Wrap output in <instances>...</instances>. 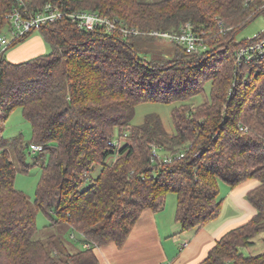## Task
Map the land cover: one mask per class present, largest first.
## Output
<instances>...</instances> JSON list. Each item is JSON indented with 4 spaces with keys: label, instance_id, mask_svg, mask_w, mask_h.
I'll use <instances>...</instances> for the list:
<instances>
[{
    "label": "trees",
    "instance_id": "1",
    "mask_svg": "<svg viewBox=\"0 0 264 264\" xmlns=\"http://www.w3.org/2000/svg\"><path fill=\"white\" fill-rule=\"evenodd\" d=\"M22 1L29 11L53 1L145 31L189 22L210 31L215 46L189 54L170 42L182 55L166 65L143 55L145 42L161 41L155 37L88 31L63 18L37 30L49 52L20 62L0 58V119L21 107L30 144L42 146L26 155L30 144L15 138L5 148L0 124V264H97L94 249L122 245L143 209L161 210L168 193L176 194L179 231L199 229L220 214L218 181L233 187L249 178L258 180L246 193L254 215L217 239L198 264H264V251H240L264 232V58L246 65L253 72L234 73L235 36L264 11V0ZM15 5L0 0V34ZM206 83L210 100L193 108L187 100ZM147 101L176 104L172 132L156 113L131 124L136 106ZM154 147L171 160L154 158ZM16 165L23 172L39 166L34 210L49 217L48 229L77 231L83 249L71 251L52 230L38 234L28 198L14 187Z\"/></svg>",
    "mask_w": 264,
    "mask_h": 264
},
{
    "label": "crops",
    "instance_id": "2",
    "mask_svg": "<svg viewBox=\"0 0 264 264\" xmlns=\"http://www.w3.org/2000/svg\"><path fill=\"white\" fill-rule=\"evenodd\" d=\"M42 36H29L19 42L5 57L11 62L27 60L45 53ZM258 184L249 178L229 186L218 181V194L222 197L219 216L199 229L179 231L169 196L159 211L143 209L132 225L126 239L120 246L114 243L97 247L100 255L97 264H198L208 250L228 230L242 225L255 213L254 207L246 198V193ZM167 205V204H166ZM172 212V215L171 213ZM170 218L168 220V214ZM183 236V238H180Z\"/></svg>",
    "mask_w": 264,
    "mask_h": 264
},
{
    "label": "rangeland",
    "instance_id": "3",
    "mask_svg": "<svg viewBox=\"0 0 264 264\" xmlns=\"http://www.w3.org/2000/svg\"><path fill=\"white\" fill-rule=\"evenodd\" d=\"M142 1H156V0H142ZM263 30H264V11H261L252 20H250L246 25H244L239 30V32L235 36V40L237 42L242 41L243 39L247 37H253L259 34ZM203 33H205L204 37L208 44L207 49H209L210 47H214L215 45L214 46L212 45L213 38L209 36V35H212L210 31H204ZM2 34L5 35L8 38V40H10L11 37H10V34L7 28H5L2 31ZM38 35H39V32L37 30L31 34V36H38ZM43 42L46 46L45 53H47L51 50V47L47 42L44 41V39H43ZM18 44L19 43L9 46L6 49L5 54H9V52L14 47L18 46ZM145 44H147L146 49H149V51L143 55L147 59L152 58V55H153L154 59H158L161 61V63H164L166 65L172 64L173 63L172 60L174 58L180 57V55H182V53L177 51V49L172 44H170V42L168 41L155 40L151 42H145ZM207 55L208 53L205 54L204 57H206ZM215 58L216 57H214V59ZM251 72H253V70ZM236 80L238 82L239 77ZM232 88H233V85L231 83L227 92L235 93L234 90L232 91ZM190 100L192 101L190 105L193 106V108H195L200 103L204 104V102L209 101L210 96H209L208 83H206L203 93L193 96L191 99L187 100V102H189ZM175 105L176 104L172 102L162 103L158 101H147V102L140 103L136 106L135 114L131 121V124H139L143 122L144 116L146 114L156 113L162 120L165 129L169 132H172L174 130V126H173V122L171 118V111ZM0 124L2 127V136L5 141V145H4L5 148L10 149L11 143L15 138H20L23 142V145L28 144L29 146V144L32 142V129H31L29 122L26 121L25 118L23 117L21 107L19 106L14 107V109L10 112L9 116L5 120L0 119ZM24 152L26 155H28V153L31 152V150L29 149V147H24ZM159 155L162 156L163 154L159 153ZM12 160H14L15 164H17L14 158H12ZM27 161L28 162L32 161V155L27 156ZM17 165H16L17 171L14 177V187L18 190H21L28 198L31 204V207H32V211L34 213L35 224H36L37 230H39L38 234H46L48 232H51L52 230V232L56 233L65 244H68L70 246L71 251L83 249V247L85 246L84 240L77 231H74L73 229L67 227V225H64V224L58 227H54L52 229H48L46 226H48L50 223L49 217H47L40 210H37V211L34 210V207L32 206V204L34 202L36 186H37V183L40 177L39 166L32 165L28 169L27 172H23ZM169 196H172L170 198H173L172 201L170 202V207H172V211L174 213V208L176 204V194L168 193L165 197V200H167ZM164 204H165V207L169 206V203H167V201L166 203L164 202ZM170 213L172 215V212ZM170 213L168 214V220L172 218L170 217ZM177 226L179 225L177 224ZM177 229L179 230V227ZM180 238H183V236H180ZM252 240L254 242L252 245L240 248V251L244 255L257 254V253L264 251V232L256 234ZM94 252L96 255L98 256L100 255V253L96 250V248L94 249ZM99 264H103V263L100 262Z\"/></svg>",
    "mask_w": 264,
    "mask_h": 264
},
{
    "label": "built area",
    "instance_id": "4",
    "mask_svg": "<svg viewBox=\"0 0 264 264\" xmlns=\"http://www.w3.org/2000/svg\"><path fill=\"white\" fill-rule=\"evenodd\" d=\"M264 7V1L261 5ZM66 18L76 25L79 29L88 31L97 28H104L108 32L119 31L122 36L129 35H148L155 37L161 41L172 42L184 49L186 53H199L207 48L204 31L195 29L189 23L184 22L177 30H151L145 31L134 26L124 23L117 17L102 15L97 12H91L79 9L63 8L59 3L53 1L46 2L43 7L37 11H29L22 0H16V5L6 14L7 30L10 34V40L0 34V58L5 54L6 49L15 41L20 40L34 30H38L42 26L56 22ZM239 45L235 51V75H241L244 72L249 74L251 68L247 66H256L260 59L264 58V30L253 37H247L238 42ZM245 69V70H244ZM243 75V76H244ZM233 88L235 82L232 83ZM232 88V91H233ZM229 95L232 92H228ZM245 130V127H241ZM118 141H115L117 144ZM42 146L38 144H30L32 152L41 150ZM152 156L158 158L159 151L156 147L152 150ZM183 156L179 154L178 158ZM163 161L169 162L171 159L167 155H163ZM87 246V245H86Z\"/></svg>",
    "mask_w": 264,
    "mask_h": 264
},
{
    "label": "water",
    "instance_id": "5",
    "mask_svg": "<svg viewBox=\"0 0 264 264\" xmlns=\"http://www.w3.org/2000/svg\"><path fill=\"white\" fill-rule=\"evenodd\" d=\"M28 144H26V146H27Z\"/></svg>",
    "mask_w": 264,
    "mask_h": 264
}]
</instances>
